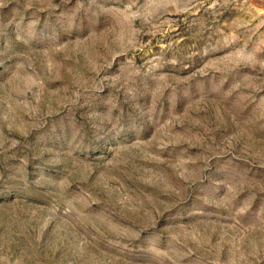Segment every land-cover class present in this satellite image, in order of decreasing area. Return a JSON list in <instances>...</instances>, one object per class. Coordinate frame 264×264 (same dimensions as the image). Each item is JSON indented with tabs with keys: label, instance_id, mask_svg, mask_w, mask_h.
<instances>
[{
	"label": "rangeland",
	"instance_id": "374dc122",
	"mask_svg": "<svg viewBox=\"0 0 264 264\" xmlns=\"http://www.w3.org/2000/svg\"><path fill=\"white\" fill-rule=\"evenodd\" d=\"M0 264H264V0H0Z\"/></svg>",
	"mask_w": 264,
	"mask_h": 264
}]
</instances>
